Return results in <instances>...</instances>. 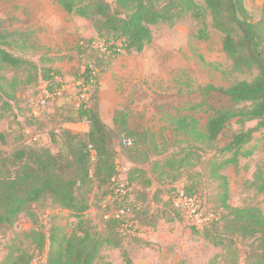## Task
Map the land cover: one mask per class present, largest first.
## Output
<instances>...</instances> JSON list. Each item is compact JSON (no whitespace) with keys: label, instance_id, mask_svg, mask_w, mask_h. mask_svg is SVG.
<instances>
[{"label":"rangeland","instance_id":"obj_1","mask_svg":"<svg viewBox=\"0 0 264 264\" xmlns=\"http://www.w3.org/2000/svg\"><path fill=\"white\" fill-rule=\"evenodd\" d=\"M89 3L113 0H87ZM200 17L188 14L176 23L152 28V41L142 53L125 54L109 65L100 62L87 48L80 52L83 39H95L91 20L68 14L54 0H0V23L9 35L6 49L32 62L37 68L14 70L0 63V155L7 156L21 146L62 150L63 130L88 131L76 107L82 103V73L90 63L103 66L99 72L96 99L102 120L114 129V116L122 111L136 133L144 132L148 141L140 153H131L117 145V182L126 187L131 200L144 210L142 217L152 227L133 228L126 235L112 234L120 246L105 245L97 264H246L249 240L232 235L224 247H217L204 234H194L186 220L174 216L166 203L168 195L184 187L218 218L227 217V206L256 208L264 215V129L255 133L236 163L220 167L232 157L222 149L240 130L236 120L216 142L177 132V123L195 121L206 134L213 107L228 106V100L210 86L227 88L236 81H251L256 72L242 75L232 72L231 59L223 51V35L212 27L210 12L202 0H194ZM250 20L262 17L264 0H244ZM204 31L206 39H200ZM80 52V53H79ZM59 72L63 87L47 89L41 69ZM50 95L46 108L38 116L33 106L44 90ZM91 92V91H90ZM87 98L90 97L86 95ZM247 123L245 130L256 127ZM113 185H95L88 199L91 208L82 219L45 200L32 205L15 224L0 232V264H11L22 256L44 264L50 239L57 244L63 237L89 230L105 234L104 206ZM175 191V192H176ZM142 210V211H143ZM226 219V218H225ZM173 220V221H170ZM44 244L45 253L38 250ZM55 246V245H54Z\"/></svg>","mask_w":264,"mask_h":264},{"label":"trees","instance_id":"obj_2","mask_svg":"<svg viewBox=\"0 0 264 264\" xmlns=\"http://www.w3.org/2000/svg\"><path fill=\"white\" fill-rule=\"evenodd\" d=\"M54 1L68 14L92 21L96 38L83 39L78 48L80 52L91 48L104 63L103 66L125 54L142 53L152 41L154 26L176 23L188 14L200 17L199 6L194 0H113V4L104 1L89 3L87 0ZM202 1L210 12L212 27L223 35V51L231 59L232 72L242 75L256 72L251 81H236L227 88L210 86L206 89L224 96L229 103L228 106L212 108L214 115L206 125V134L198 130L195 121L189 124L183 119L176 124L179 133L216 142L236 120L240 130L222 149V152L232 154L230 159L220 164V167H224L236 163L241 154L251 156V151L242 153V150L253 141L255 133L264 129V4L261 19L254 23L250 20L244 0ZM8 36L0 23V63L14 70L37 68L32 62L6 49ZM198 37L206 39L207 35L200 31ZM103 66L88 64L80 78L83 87L88 89L83 94H90V97L82 100L76 112L81 120L88 123L87 132L63 130V147L56 153L46 147L24 145L7 156L0 155V232L12 227L32 205L45 200H51L70 212L71 216L82 219L91 208L88 196L95 185H113L108 203L104 206L105 234L92 233L87 229L81 235L74 233L63 237L58 244L52 237L46 252V264H97L99 253L105 245L120 246L119 241L112 240L114 232L126 235L127 231L133 229L128 226L129 222L138 223L141 227L153 225L143 219L141 213L144 210L133 203L126 187V195H117L121 184L117 182L116 142L131 153H140L147 144L148 136L144 132L136 133L128 125L122 111L115 113L114 129L109 127L102 120L98 107L91 106L100 89L98 75ZM41 76L47 80V89L50 90L53 85H56V89L63 87L58 71L41 69ZM250 122H257L256 127L245 130ZM4 142L5 134L0 133V143ZM184 190L190 196L197 194L185 187ZM175 191L168 195L166 203L174 216L184 221L182 213L173 205ZM260 191L264 192V186ZM123 207L132 208L133 216L122 219L113 217V212ZM227 209L226 219L218 218L203 230L192 228V231L194 234H204L217 247H224V238L232 235L249 240L246 264H264L263 213L256 208L227 206ZM38 251L45 253L44 244ZM32 259L25 260L18 256L11 264H31Z\"/></svg>","mask_w":264,"mask_h":264},{"label":"built area","instance_id":"obj_3","mask_svg":"<svg viewBox=\"0 0 264 264\" xmlns=\"http://www.w3.org/2000/svg\"><path fill=\"white\" fill-rule=\"evenodd\" d=\"M45 97L40 96L33 106V115L38 118L40 114L46 108V99L50 93L48 90H44ZM82 100L87 99L86 94L81 95ZM130 143V142H129ZM128 190L121 185L117 189V195L123 197L126 195ZM173 205L178 209L184 216L190 227L196 228L197 230H203L206 226L217 220L218 217L212 211L207 210L206 205L200 200L196 195L190 196L183 189L178 190L173 198ZM133 216V210L130 207H123L113 212V217L116 219L128 218ZM129 227L138 228L140 225L138 223L129 222ZM132 230L127 231L131 232ZM31 264H36L35 259L32 260ZM46 264V259L44 261Z\"/></svg>","mask_w":264,"mask_h":264}]
</instances>
